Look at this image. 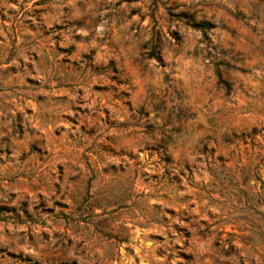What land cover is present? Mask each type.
Masks as SVG:
<instances>
[{
    "label": "rangeland",
    "instance_id": "374dc122",
    "mask_svg": "<svg viewBox=\"0 0 264 264\" xmlns=\"http://www.w3.org/2000/svg\"><path fill=\"white\" fill-rule=\"evenodd\" d=\"M0 251L264 264V0H0Z\"/></svg>",
    "mask_w": 264,
    "mask_h": 264
},
{
    "label": "trees",
    "instance_id": "16d2710c",
    "mask_svg": "<svg viewBox=\"0 0 264 264\" xmlns=\"http://www.w3.org/2000/svg\"><path fill=\"white\" fill-rule=\"evenodd\" d=\"M203 25H204V24H201V27H202ZM221 84H224V85H225V83H221ZM225 86H227V85H225ZM0 254H3V252L0 251Z\"/></svg>",
    "mask_w": 264,
    "mask_h": 264
}]
</instances>
